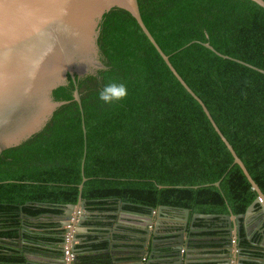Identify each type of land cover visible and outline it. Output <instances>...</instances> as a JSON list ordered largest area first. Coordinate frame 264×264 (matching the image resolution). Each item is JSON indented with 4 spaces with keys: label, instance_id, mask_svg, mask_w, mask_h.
<instances>
[{
    "label": "trees",
    "instance_id": "16d2710c",
    "mask_svg": "<svg viewBox=\"0 0 264 264\" xmlns=\"http://www.w3.org/2000/svg\"><path fill=\"white\" fill-rule=\"evenodd\" d=\"M153 39L264 195V74L205 48L202 32L185 29ZM207 40L221 54L264 70V9L246 3L229 11ZM122 83L128 95L121 106L86 124L84 139L79 128L17 146L54 148L51 163L0 172V264H39L24 253L61 257L64 228L58 217L65 204L76 202L82 158V223L89 227L104 226L101 218L111 224L117 199L121 210L141 214L159 205L236 214L256 197L199 104L149 44L135 60V89ZM104 246L74 244V264H104ZM239 247L242 256L260 250L245 239Z\"/></svg>",
    "mask_w": 264,
    "mask_h": 264
},
{
    "label": "water",
    "instance_id": "95a60500",
    "mask_svg": "<svg viewBox=\"0 0 264 264\" xmlns=\"http://www.w3.org/2000/svg\"><path fill=\"white\" fill-rule=\"evenodd\" d=\"M246 3L264 9L263 0H0V172L9 174L52 162L54 147L50 144L23 149L17 146L79 128L84 139L86 124L121 106V101L102 102L98 98L100 90L112 81H124L135 89V60L140 49L149 44L178 83L199 104L230 153L232 164L240 168L261 203L255 197L242 213L233 214L228 208L226 214L195 212L188 219L187 208L159 205L141 214L121 210V202L117 199L113 226L99 229L108 232L122 225L139 228L142 234L136 236L137 257L133 264H264V245L259 241L264 236V224L259 219L264 216V195L203 102L186 85L169 62L168 55L153 39L177 35L185 29L193 30L196 35L202 32L201 44L205 48L221 58L264 74V70L221 54L207 43L210 30L229 11ZM82 167L83 158L76 202L65 204L58 217L62 226L70 219L71 222L77 219L70 228L68 249L71 252L74 243L85 239V233L92 228L82 223L87 214L80 195L86 180ZM218 184L219 180L213 183L216 187ZM255 205L260 213L254 218ZM173 208H177L182 216L174 215ZM152 217L155 226L149 231L147 225L151 224ZM210 219H216L218 225L224 226L221 230L227 237L222 254L197 249L209 243L201 233ZM247 221L253 226L259 225L257 239L250 236ZM157 229L173 235L160 250L152 244L155 239L147 240L148 235L158 234ZM241 231L243 236H240ZM112 234L106 235L109 236V247L104 250L109 254ZM242 239L262 249L257 255L242 256L239 247ZM182 243L185 251L179 254L175 251L182 248ZM24 256L63 264L61 258L27 253Z\"/></svg>",
    "mask_w": 264,
    "mask_h": 264
},
{
    "label": "crops",
    "instance_id": "0c3cea01",
    "mask_svg": "<svg viewBox=\"0 0 264 264\" xmlns=\"http://www.w3.org/2000/svg\"><path fill=\"white\" fill-rule=\"evenodd\" d=\"M178 208H180V207H178ZM173 209H174V215H176V214L181 215L180 211L177 208H173ZM113 213L115 216L113 219H111V224H107V222H108L107 219L101 218L103 221L106 222V224L104 226H100V227L106 228V227H112L113 226L114 220L116 218L115 210ZM196 213H204V212H196ZM226 213L227 212H224V213H206V214H226ZM259 213H260V210L257 209L256 212H254V215H253L254 218ZM189 217L190 216L188 215V219H189ZM259 219H260V222L264 224V216L259 217ZM153 220L154 219L152 217L151 224L148 226L149 228H151ZM200 221H201V219H200ZM218 222L219 221L216 219H210L209 220V222L207 223L208 225H206L207 227H205V231H202L203 233H201V236L206 237L208 239L207 241H209V243L204 245V246H199V247H197V249H201V248L209 249L210 254H213V253L222 254L224 252V248H225L224 244L226 242L227 236H226V233L223 230H221V229H223L222 227H224V226L218 225L217 224ZM131 223L134 224L136 222H131ZM198 224L200 225V223H198ZM87 227H89V226H87ZM90 227H92V228L85 233V236H86L85 239H82L79 242H75L74 244H79L80 249H86L87 245L91 242L104 241L105 242L104 248L106 249L109 247L108 238L113 232L114 234H112V238L110 239V243L112 244V246H111L112 247V250H111L112 256H111V254L106 252L108 260L104 264H133V260L137 257L136 250L134 249V246L138 243L136 236H138L141 233V231H139V228H137L135 225H133L131 227H127L126 225H122V226L116 227L114 229L111 228V230L107 232V231H103V230L99 229L100 227H93V226H90ZM246 227H247V230L249 229V234H250V236H252V239L253 238L257 239L259 236V233H258L259 225L255 226V224H254V226H253L252 222H248V224H246ZM161 230H163V229H161ZM165 231H167V230H165ZM160 232H162V231H160ZM106 235H109V236L106 237ZM171 235L169 234L167 236H171ZM93 236H95V237L93 238V240H91L90 237H93ZM113 236H122L123 238H121V240H117L116 238H113ZM240 236H243L242 231H241ZM259 241L264 245V236H261ZM257 247H259V246H257ZM148 249H149V247H148ZM259 249H262V248L259 247ZM179 253L183 254L180 251H179ZM27 254H30V253H27ZM33 255H35V254H33ZM112 257H113V259H112ZM25 258L27 259V261H31V262H35V263H39V264H46V262H47L46 260H40V259L34 258L33 256H27ZM167 262L168 261H166V263ZM230 262L233 263V260H231ZM209 264H211V263H209ZM244 264H250V262H245Z\"/></svg>",
    "mask_w": 264,
    "mask_h": 264
},
{
    "label": "clouds",
    "instance_id": "9594fccd",
    "mask_svg": "<svg viewBox=\"0 0 264 264\" xmlns=\"http://www.w3.org/2000/svg\"><path fill=\"white\" fill-rule=\"evenodd\" d=\"M128 95L127 86L115 81L106 84L98 93V98L105 104L124 100Z\"/></svg>",
    "mask_w": 264,
    "mask_h": 264
},
{
    "label": "flooded vegetation",
    "instance_id": "af4514ba",
    "mask_svg": "<svg viewBox=\"0 0 264 264\" xmlns=\"http://www.w3.org/2000/svg\"><path fill=\"white\" fill-rule=\"evenodd\" d=\"M170 209V208H169ZM171 210V209H170ZM173 210V209H172ZM193 213H195V212H193ZM192 213H189V211H188V215L190 216ZM150 225V224H149ZM149 225H147V226H149ZM155 226V222L153 221L152 222V226H151V228H149V231H152L153 230V227ZM158 231V234L157 235H155L154 237L152 236V235H148V238H147V240H148V242H150V240H154L155 239V241H153V246L155 247V249L156 250H160L159 248L161 247V246H163V245H166V244H168V242H169V240H168V238H171V237H173V235H171V233H168V231H163V230H161V229H157ZM160 231H162V232H160ZM140 234H142V232L140 233ZM139 234V235H140ZM171 235V236H167V235ZM184 243H182V248L180 249V250H177V251H175V252H177V253H179V251L181 252V253H183L184 251H185V248H184ZM173 249H174V247H173ZM165 251H167V249L165 248ZM137 254V253H136ZM180 254V253H179ZM153 264H159V262H155V263H153Z\"/></svg>",
    "mask_w": 264,
    "mask_h": 264
},
{
    "label": "built area",
    "instance_id": "2783aa9c",
    "mask_svg": "<svg viewBox=\"0 0 264 264\" xmlns=\"http://www.w3.org/2000/svg\"><path fill=\"white\" fill-rule=\"evenodd\" d=\"M258 201L261 203V198L257 197ZM72 220H69V223L64 225V233H63V240H62V255L61 258L63 260V264H71L72 259L74 258V253L69 251L68 246L70 243L71 238V230L72 224H74L77 219L74 220V222H71ZM233 242V240H231Z\"/></svg>",
    "mask_w": 264,
    "mask_h": 264
},
{
    "label": "rangeland",
    "instance_id": "374dc122",
    "mask_svg": "<svg viewBox=\"0 0 264 264\" xmlns=\"http://www.w3.org/2000/svg\"><path fill=\"white\" fill-rule=\"evenodd\" d=\"M256 197H257V196H256ZM74 257H75V256H74ZM60 258H61V257H60ZM61 259H62V258H61ZM72 260H73V259H72ZM71 264H73L72 261H71Z\"/></svg>",
    "mask_w": 264,
    "mask_h": 264
}]
</instances>
